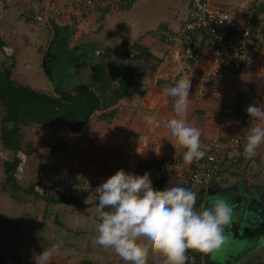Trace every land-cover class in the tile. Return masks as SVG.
Here are the masks:
<instances>
[{
    "label": "crops",
    "instance_id": "1",
    "mask_svg": "<svg viewBox=\"0 0 264 264\" xmlns=\"http://www.w3.org/2000/svg\"><path fill=\"white\" fill-rule=\"evenodd\" d=\"M62 1L41 0L31 10L37 12L39 5H48L50 2L60 4ZM254 1L248 0L244 6L249 7ZM27 2L13 0L4 5L0 0V35L15 55V67L21 70L25 79L29 77L33 80L26 82L39 89L52 90L42 69L41 58L47 49L55 54L53 48L57 44V34L51 25L41 27L26 19V16L33 18L24 10ZM188 4L189 0H98L87 9V14L83 16L86 18L85 22L82 21L83 29H75L71 43L66 48L62 47L73 58L68 64V71L76 66L81 57L96 61L97 53H102L105 47H116L122 39L148 49L152 62L155 58L160 61L153 74L148 68L152 64L141 66L147 69L142 74L149 76V79L133 78L130 90L113 106L116 113L110 122L99 119L98 111L79 133L62 127L30 126L32 130L25 127L27 132H33L31 138L35 151L30 155L35 160V163L32 162L35 166L33 180L35 177L44 181L71 178L81 186L93 187L100 185L117 169L123 168L137 174L149 172L152 186L157 183L159 189L184 187L190 164L182 160L183 149L169 143L166 122L174 115L173 98L164 94L168 87L179 80L178 73L182 65L192 77L186 101V118L188 123L201 130V147L206 151L215 140L221 142L220 139L228 132L239 138L244 146L247 132L254 123L249 120L245 110L251 103L264 104V51L257 54L250 67L237 73L226 86L217 80L211 81L203 95H198L196 89L204 85L200 77L207 68V55L193 62L183 60L178 53V66L166 76L157 75L175 46L166 42L164 33H174L179 29L187 17ZM70 12L64 16L66 22L63 25L67 24V19L74 18V12ZM17 38L22 43L19 44ZM78 41L81 43L78 44ZM45 42L48 47L39 55L38 49ZM159 46L161 50H155ZM35 68L37 70L33 74ZM69 73L76 77L71 71ZM135 76L138 77L137 73ZM137 81H141V84H137ZM142 82H145L144 85ZM239 95L242 104L238 114L234 115L231 111ZM146 115L154 118L155 126L146 124ZM57 141L63 147L54 154L49 153V148ZM158 143L161 147L157 156L152 150ZM246 161L252 160L249 157ZM28 162L27 159L25 164ZM260 173L263 174L262 171ZM213 179L215 184H212V189L207 186L201 208L217 198L229 201L236 197L230 192H227L228 195L220 193V190L224 191L234 183L231 182L232 178L227 179L226 175L218 174ZM1 189L0 222L4 226L0 228V256H3L4 261L35 264L34 257L45 247L62 241L60 250L53 254L50 264H77L78 260H91L93 264H123L111 248H103L96 243V224L100 215L98 204H50L52 212L58 215L64 225L60 227L52 223L55 222L53 213L43 216L46 207L44 202L35 203L21 197V201L15 203ZM78 197H82L83 201H91L88 196ZM60 230L67 236L60 235ZM197 262L216 263L215 258H209L201 252ZM147 264H163V257L150 252Z\"/></svg>",
    "mask_w": 264,
    "mask_h": 264
},
{
    "label": "clouds",
    "instance_id": "2",
    "mask_svg": "<svg viewBox=\"0 0 264 264\" xmlns=\"http://www.w3.org/2000/svg\"><path fill=\"white\" fill-rule=\"evenodd\" d=\"M4 51L12 55L11 48ZM189 84L187 78L179 79L164 93L173 98L174 108V115L166 122L168 140L183 149L182 160L186 164L206 154L201 147V130L186 118ZM245 111L249 120L254 121L242 153L249 158L264 143V104L251 103ZM144 120L148 126L156 124L150 115ZM160 147L158 143L152 150L157 156ZM96 192L100 209L96 243L111 248L123 264H147L150 252L163 257V264H186L189 249L211 254L227 241L224 230L232 222L233 209L223 198L212 200L207 208L197 209V193L191 189L183 186L154 189L149 172L137 174L123 168L97 186ZM61 246L62 241H57L45 247L34 257L35 264H50Z\"/></svg>",
    "mask_w": 264,
    "mask_h": 264
},
{
    "label": "trees",
    "instance_id": "3",
    "mask_svg": "<svg viewBox=\"0 0 264 264\" xmlns=\"http://www.w3.org/2000/svg\"><path fill=\"white\" fill-rule=\"evenodd\" d=\"M41 0H28L25 5V12L31 13L35 3ZM3 2V1H2ZM6 2H3L5 5ZM264 12V0H255L248 9ZM247 10V9H246ZM29 22L35 23L34 18L26 16ZM52 29L58 35L60 31L65 34L58 37L55 44L59 48L63 47L67 41L68 23L59 26L50 23ZM55 39V38H54ZM7 43L0 35V53L3 55V62L0 65V149L9 154V156L0 163V188L4 186V193L7 198L15 203L21 201L23 196L26 200H32L35 203L42 201L45 203L43 216L53 213L55 216L54 224L64 227L61 219L55 212H52L50 204L65 205L68 203L76 205L98 204V200L92 199L88 203L83 201L82 197L74 196L70 190L62 187L59 179L53 180L50 187H46L42 178L28 180V184L23 187L16 178V171L25 164L28 156L34 151L32 140L22 143V128L30 126H50L53 128L62 127L71 132L79 133L89 118L100 111L97 117L105 122H110L114 117L116 110L113 108L117 102L124 97L133 84L136 68L139 65H131L128 62L151 61V54L148 49L141 45L129 44L128 40H121L116 47H105L103 52L98 54L96 61L90 68V73L85 81H79L72 89L66 87V83L50 81L51 89H39L26 81L14 77L15 55H7L4 51ZM43 48V47H42ZM40 47L39 55L42 52ZM10 60V62H9ZM149 71L153 74L160 59L155 58ZM141 67V66H139ZM222 83L221 81H218ZM241 93V92H240ZM242 104L241 96L237 97L232 113L238 114V109ZM228 111V110H225ZM222 148L226 145L227 139H220ZM60 147L61 142H55L48 150L54 154ZM236 154L238 162L246 160L242 155L243 146L241 141L237 146ZM211 145L205 151L208 153ZM192 167V163L190 164ZM76 183V182H75ZM215 179L209 182L208 189H212ZM185 186V185H184ZM207 186H199L194 192L197 193L195 207L201 208L204 200ZM22 197V198H23ZM0 222V228H2ZM197 264L199 260V251L192 250ZM260 255H255L245 264H264ZM257 257V258H256ZM4 258L0 256V264H3ZM77 264H93L91 260H78Z\"/></svg>",
    "mask_w": 264,
    "mask_h": 264
},
{
    "label": "built area",
    "instance_id": "4",
    "mask_svg": "<svg viewBox=\"0 0 264 264\" xmlns=\"http://www.w3.org/2000/svg\"><path fill=\"white\" fill-rule=\"evenodd\" d=\"M11 2L13 0H1ZM98 0H63L60 4L50 2L46 9L37 10L33 16L35 23L41 27L50 26L49 18L59 17L63 13L75 12L79 9H89ZM70 12V13H71ZM52 14V15H51ZM223 18V19H222ZM164 39L177 45L178 53L185 61H199L207 55V68L201 73L200 80L204 85L196 89L203 95L206 85L211 81H221L225 86L239 72L247 70L255 56L264 51V12L248 9L242 19H233L221 8L211 5L207 0H189L187 17L174 33L165 32ZM206 53V54H205ZM226 145L215 140L211 150L200 160H194L188 170L185 188L194 191L199 186H207L218 175L227 177L246 161L238 162L239 138L227 133ZM53 180H45L46 187ZM62 187L70 190L74 196H88L98 200L95 185L81 186L68 178L60 179ZM159 189L156 183L152 186ZM186 264L196 261L192 249L186 252Z\"/></svg>",
    "mask_w": 264,
    "mask_h": 264
},
{
    "label": "water",
    "instance_id": "5",
    "mask_svg": "<svg viewBox=\"0 0 264 264\" xmlns=\"http://www.w3.org/2000/svg\"><path fill=\"white\" fill-rule=\"evenodd\" d=\"M207 1L212 5V2L220 0ZM221 1H223L225 7L234 11L243 7L248 0ZM178 56V47L176 45L163 61L157 75L166 76L172 72V69L178 66ZM56 58L57 56L49 49L46 50L41 58L42 69L51 81H53V76L50 63ZM235 183L239 188L238 190H220L221 195H228L227 192H230L229 194H236V197L233 200L229 199V201L225 199L233 209V218L232 222L225 226L226 243L220 250L208 256L212 259L215 258V264H244L251 257L264 252V197L259 196L260 193L255 190L256 186L246 188L247 182L244 179ZM259 187L257 186V188ZM209 206L210 204H207L205 208Z\"/></svg>",
    "mask_w": 264,
    "mask_h": 264
},
{
    "label": "rangeland",
    "instance_id": "6",
    "mask_svg": "<svg viewBox=\"0 0 264 264\" xmlns=\"http://www.w3.org/2000/svg\"><path fill=\"white\" fill-rule=\"evenodd\" d=\"M212 5L213 6H216L218 8H221L223 11L227 12L233 19H236V20H241L244 11H246V9L248 8V7L243 6V7L239 8V9H237V10L232 11V10H229L227 7H225L224 4H223V1H221V0L220 1L212 2ZM39 7L42 10H44L48 6L45 4L43 6L42 5L41 6L39 5ZM40 8H38V9L40 10ZM90 11H92V9H90ZM35 13H36V11H32L31 13H29V15L30 16H34ZM67 14H68V12L63 13V15L59 16L61 18H55V17L49 18L50 19L49 22L52 23V24L54 23L56 25L63 26L64 22H66V20L64 19V16H66ZM73 14H75L74 18L71 17L70 19H67V23H68L69 27H68V30H67V33H68L67 41H66V44L64 45L65 48H66V46L69 43H71V40H73V36L72 35L75 32V29H78L80 31L83 29L82 21H84L86 19L83 16L85 14H87V9H83V10L82 9H79V10H76ZM56 20H57V23H55ZM68 20H70V21H68ZM69 31H70V33H69ZM64 34H65L64 32L60 31V33H58V35L56 36V39L58 37L64 35ZM8 38H10V37H8ZM48 38L49 37H47V40H49ZM17 39L19 40V42H18L19 44H20V42L22 43V41H21L20 38H17ZM31 41H33V40L31 39ZM80 43L81 42L78 41V44H80ZM161 46L156 47L155 50H158V51L161 50ZM25 47L28 48V46H25ZM47 47L48 46L46 45V42H45L44 45L41 46V48H42V52L41 53H43L46 50ZM35 49H37V48H35ZM53 52L55 54H57V56H58V60H56V61L53 60L50 63L53 80L57 81L59 84L62 83V86H64L68 82L66 84V87H70V89H72L73 86L76 83H78L79 81H85L88 78V75H89V72H90V68H91V66L94 63L93 62L94 59H91V58L89 59L87 57H81V60L79 62L78 61L76 62V66L71 67L72 69H70L68 71V64H71L69 62L73 58H70V56L68 55V53L65 52V50H63L62 47L59 48L56 45L53 48ZM97 54H99V53H97ZM2 62H3V55L0 53V65H1ZM9 62H10V60H9ZM128 63H130L131 65L136 64V65H139V66H145V67H147L150 64H152L153 62L152 61L145 62V61L142 60V61L128 62ZM80 65H82V66H80ZM139 66L136 68V72H135V75L137 73L138 77L136 78V76H135L134 78L136 80H141V79L143 80L144 78H147L148 77L147 79H149V76L142 74V72L147 71V69L141 68ZM24 68H28V67H24ZM36 70H37V68H35L33 70V74H35V71ZM70 71L72 73H74L76 77H74V75L70 74L69 73ZM188 71H191V70L188 69ZM23 72H24V70H23ZM33 74H31L30 76L33 77ZM15 75H16V77H15ZM178 76H179V79L187 78L189 80V82H190L189 85L191 86L192 77L186 71V69H185V67L183 65L181 67V70L178 73ZM14 77L15 78H18L19 77L18 79H21L22 81H28V80L29 81H33L32 78H29V77H28V79H25L24 74L21 72V70L19 68H16L14 70ZM137 82H138L137 84H139V82H141V81H137ZM144 83L145 82H142L143 85H144ZM194 88H192V89H194ZM188 90H190V88ZM0 108H1V106H0ZM27 128H29L30 130H32L30 127H27ZM82 130H83V128H82ZM32 134H33V132H30V131L27 132L26 128L23 127L22 128V136H21L22 143L25 144L26 141H29V140H32V143H33V139L31 138ZM263 149H264V143H262L261 145H259L258 148H257L256 154L254 156H251L250 157L251 160L260 162L259 165H261V166H264V150ZM8 156H9V154L7 152L2 151L0 149V163H1L2 160L6 159ZM27 159H28L29 162L26 163V164H23V166L16 171V178H17V180L19 181V183L23 187H25L28 184V180H30V179L33 180L34 175H35V170H34V168H35V166H34L35 160L31 156L29 158H27ZM32 162H34V163H32ZM263 172H264V170H263ZM36 178L37 177H35V180H36ZM63 179H65V178H63ZM68 179L71 180V178H68ZM3 189H4V186H2V189L1 190H3ZM52 223H54V222H52ZM59 234L65 236V237L67 236V234L64 233L62 230L59 231ZM43 239L44 238H42V240ZM41 250H43V246L41 247ZM261 255H262V257H261L262 260H264V252ZM207 256H209V254H207ZM3 264H11V262H9L8 260H6V261L3 262Z\"/></svg>",
    "mask_w": 264,
    "mask_h": 264
},
{
    "label": "flooded vegetation",
    "instance_id": "7",
    "mask_svg": "<svg viewBox=\"0 0 264 264\" xmlns=\"http://www.w3.org/2000/svg\"><path fill=\"white\" fill-rule=\"evenodd\" d=\"M259 163L260 162H257L254 160H252L251 162L245 161L239 167V170L232 172L230 176L227 177V179L232 178L231 182L233 181L234 183L231 184L226 189L230 191L238 190L239 188L237 187L235 182L241 180L239 178H243L244 176L245 177L244 180L247 182L246 188L256 186L255 190L260 193L259 196L264 197V172H263L264 166L259 165ZM261 171L263 172V174L260 173ZM257 186H260V187L257 188ZM261 254L259 257H262Z\"/></svg>",
    "mask_w": 264,
    "mask_h": 264
}]
</instances>
